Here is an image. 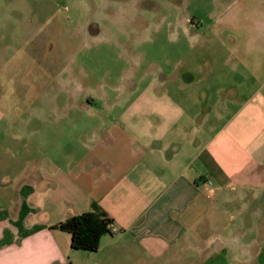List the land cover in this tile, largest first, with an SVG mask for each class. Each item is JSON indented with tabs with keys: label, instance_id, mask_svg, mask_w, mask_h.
I'll list each match as a JSON object with an SVG mask.
<instances>
[{
	"label": "rangeland",
	"instance_id": "rangeland-1",
	"mask_svg": "<svg viewBox=\"0 0 264 264\" xmlns=\"http://www.w3.org/2000/svg\"><path fill=\"white\" fill-rule=\"evenodd\" d=\"M262 19L264 0H0L3 184L27 161L70 158L97 143L93 129L103 120L149 110L155 104L146 98L163 94L152 85L161 68L199 78L184 87L176 77L167 95L179 100L216 85L221 46L213 34H223L226 46L231 36L243 44L256 29L252 21ZM156 106L171 107L164 100ZM234 205H225L223 225L206 231L200 249L177 244L169 255L136 253L112 232L97 251L69 250L59 264H264V190L237 193Z\"/></svg>",
	"mask_w": 264,
	"mask_h": 264
},
{
	"label": "crops",
	"instance_id": "crops-1",
	"mask_svg": "<svg viewBox=\"0 0 264 264\" xmlns=\"http://www.w3.org/2000/svg\"><path fill=\"white\" fill-rule=\"evenodd\" d=\"M252 22L243 44L231 36L226 46L223 34H213L221 46L216 85L179 100L167 95L176 77L184 87L199 78L161 68L152 85L163 94L146 98L155 104L149 110L103 120L93 129L97 143L70 158L27 161L6 185L0 179V264L64 262L70 235L53 226L95 210L132 252L207 245L206 231L220 230L237 193L264 190V19ZM163 100L169 110L156 106Z\"/></svg>",
	"mask_w": 264,
	"mask_h": 264
},
{
	"label": "trees",
	"instance_id": "trees-1",
	"mask_svg": "<svg viewBox=\"0 0 264 264\" xmlns=\"http://www.w3.org/2000/svg\"><path fill=\"white\" fill-rule=\"evenodd\" d=\"M108 223L111 220L101 211L95 210L72 215L58 222L53 228L70 235L72 249L95 252L99 248L101 237L112 233L107 227Z\"/></svg>",
	"mask_w": 264,
	"mask_h": 264
},
{
	"label": "built area",
	"instance_id": "built-area-1",
	"mask_svg": "<svg viewBox=\"0 0 264 264\" xmlns=\"http://www.w3.org/2000/svg\"><path fill=\"white\" fill-rule=\"evenodd\" d=\"M107 227L111 232H117L116 228L112 225V223H108Z\"/></svg>",
	"mask_w": 264,
	"mask_h": 264
}]
</instances>
